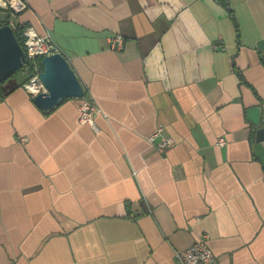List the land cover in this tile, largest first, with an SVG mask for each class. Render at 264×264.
<instances>
[{
  "label": "crops",
  "instance_id": "crops-1",
  "mask_svg": "<svg viewBox=\"0 0 264 264\" xmlns=\"http://www.w3.org/2000/svg\"><path fill=\"white\" fill-rule=\"evenodd\" d=\"M26 1L101 111L0 86V264H264V0Z\"/></svg>",
  "mask_w": 264,
  "mask_h": 264
},
{
  "label": "built area",
  "instance_id": "built-area-1",
  "mask_svg": "<svg viewBox=\"0 0 264 264\" xmlns=\"http://www.w3.org/2000/svg\"><path fill=\"white\" fill-rule=\"evenodd\" d=\"M217 2H225L226 0H215ZM28 9L26 0H0V10L5 12L6 17L0 20L3 25H9L13 31H20L19 16ZM24 38V53L26 61L23 65L24 71L29 75L22 87L34 98L37 94L46 91L41 81L40 74L43 71L41 60L46 55L54 53H63L58 44L54 41L50 33L39 34L34 27L26 26L22 30ZM124 46V39L121 35L109 38V47L112 50H121ZM100 108L85 94L80 98L79 112L80 122L91 126L97 130L95 116L100 112ZM160 137L157 144L156 138ZM26 141L25 138H21ZM148 142L156 145L160 152L173 147L175 140L171 137L162 135V128L147 138ZM224 139L219 140V144L223 145ZM176 259L179 264H221L209 245L208 236L201 235L193 244L186 249L176 252Z\"/></svg>",
  "mask_w": 264,
  "mask_h": 264
},
{
  "label": "water",
  "instance_id": "water-1",
  "mask_svg": "<svg viewBox=\"0 0 264 264\" xmlns=\"http://www.w3.org/2000/svg\"><path fill=\"white\" fill-rule=\"evenodd\" d=\"M26 61L24 49L9 25L0 26V83L8 80ZM40 74L46 91L37 94L33 101L38 108L51 111L69 98L80 99L86 91L69 60L63 53L46 55L41 60ZM248 119L257 127L256 140L264 141V126L261 124V108L247 110Z\"/></svg>",
  "mask_w": 264,
  "mask_h": 264
},
{
  "label": "rangeland",
  "instance_id": "rangeland-1",
  "mask_svg": "<svg viewBox=\"0 0 264 264\" xmlns=\"http://www.w3.org/2000/svg\"><path fill=\"white\" fill-rule=\"evenodd\" d=\"M5 17H6L5 12L0 10V20H3ZM28 77L29 75L24 71L23 68H21L17 72H15L14 75L11 76L6 82H10L11 84H20L22 82L27 81Z\"/></svg>",
  "mask_w": 264,
  "mask_h": 264
},
{
  "label": "trees",
  "instance_id": "trees-1",
  "mask_svg": "<svg viewBox=\"0 0 264 264\" xmlns=\"http://www.w3.org/2000/svg\"><path fill=\"white\" fill-rule=\"evenodd\" d=\"M3 24H2V22L0 21V26H2ZM20 31H15V35H16V37H17V39H18V41H19V43L21 44V46L22 47H24V38H23V36H22V30L27 26V24H21L20 23ZM7 81V80H6ZM6 81H4V82H2V83H0V85H2L3 83H5ZM24 83V82H23ZM23 83H21V85L20 86H22L23 85Z\"/></svg>",
  "mask_w": 264,
  "mask_h": 264
}]
</instances>
